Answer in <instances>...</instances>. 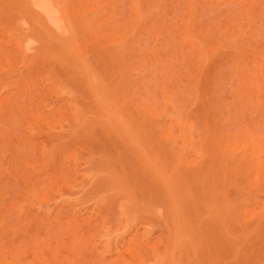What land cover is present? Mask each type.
Wrapping results in <instances>:
<instances>
[{
	"label": "rangeland",
	"instance_id": "1",
	"mask_svg": "<svg viewBox=\"0 0 264 264\" xmlns=\"http://www.w3.org/2000/svg\"><path fill=\"white\" fill-rule=\"evenodd\" d=\"M50 5L0 0V264H264V0Z\"/></svg>",
	"mask_w": 264,
	"mask_h": 264
},
{
	"label": "bare ground",
	"instance_id": "2",
	"mask_svg": "<svg viewBox=\"0 0 264 264\" xmlns=\"http://www.w3.org/2000/svg\"><path fill=\"white\" fill-rule=\"evenodd\" d=\"M25 2H26V5L35 13V15L36 16H39V18H43V20L45 21V24H47V23H51V22H53V20H55V18H56V11L55 12H53V11H51V10H49L51 7L50 6H52V5H50V4H52V0H24ZM92 4V3H91ZM138 4V3H137ZM50 5V6H49ZM139 5V4H138ZM49 6V7H48ZM90 6V5H89ZM20 7V6H19ZM134 7V6H133ZM138 7V6H137ZM90 8H92V7H90ZM135 8H136V5H135ZM98 9V8H97ZM138 9V8H137ZM55 10V9H54ZM96 10V9H95ZM90 11V10H89ZM93 13L94 12H96V11H93V10H91ZM61 12H63V11H61ZM65 12V11H64ZM84 14V13H83ZM96 14V13H95ZM94 15V14H93ZM140 16V15H139ZM90 17V16H89ZM95 18V17H94ZM57 19V18H56ZM59 19V18H58ZM61 19V18H60ZM66 20V19H65ZM60 21V20H59ZM93 22V21H92ZM101 22V21H100ZM90 23V22H89ZM189 23V22H188ZM57 24V23H56ZM92 24V23H91ZM99 25L101 24V23H98ZM195 25V24H194ZM60 26V25H59ZM62 26V25H61ZM92 26V25H91ZM96 26H97V24H96ZM193 26V25H192ZM189 30V29H188ZM194 31V30H193ZM189 32V31H188ZM187 32V33H188ZM64 33V32H63ZM191 35V34H190ZM61 37V36H60ZM189 38V37H188ZM187 38V39H188ZM73 41V40H72ZM200 42V41H199ZM201 43V42H200ZM74 45H75V43H74ZM73 45V46H74ZM78 46V45H77ZM112 46V45H111ZM71 47V46H70ZM73 48V47H72ZM79 49H80V47H79ZM78 51V50H77ZM81 51V50H80ZM73 52V51H72ZM75 52V51H74ZM82 53V52H81ZM79 55V54H78ZM75 57V56H74ZM261 64V63H260ZM90 65V64H89ZM83 66V65H82ZM85 66V65H84ZM261 67H262V65H261ZM77 68V67H76ZM86 69V68H85ZM91 74V73H90ZM85 75V74H84ZM259 75V74H258ZM90 79V78H89ZM96 80H97V78H96ZM85 81V80H84ZM87 81H88V79H87ZM86 82V81H85ZM90 82V81H89ZM89 82H86V87L87 86H90V85H92L93 86V84H89ZM95 83H97V82H95ZM91 87V86H90ZM85 88V87H84ZM94 88V87H93ZM170 92H173V91H170ZM252 93V92H251ZM171 95V94H170ZM169 95V96H170ZM251 95V94H250ZM215 97V96H214ZM98 99V98H97ZM96 99V100H97ZM3 101V100H2ZM1 102V101H0ZM103 103V102H102ZM2 104V103H1ZM3 105V104H2ZM108 106V105H107ZM101 108V107H100ZM107 109V108H106ZM79 110V109H78ZM78 110H76V111H78ZM144 110V109H143ZM116 111H118V110H116ZM115 111V112H116ZM145 111V110H144ZM119 112V111H118ZM106 113V112H105ZM121 113V112H120ZM119 113V114H120ZM77 114V113H76ZM116 114H117V112H116ZM112 115V114H111ZM118 115V114H117ZM117 115H115V116H117ZM114 117V116H113ZM121 120V119H120ZM37 123V122H36ZM261 123V122H260ZM122 125H124V124H122ZM168 135H165V138H167L168 139ZM171 139V138H170ZM230 140V139H229ZM227 141V140H226ZM220 142V141H219ZM223 144H225V142L223 143ZM222 147V146H221ZM250 148V147H249ZM232 149H234V147L232 148ZM245 149H246V147H245ZM221 150V149H220ZM219 151V150H218ZM234 152H236V151H234ZM218 153V152H217ZM215 154V153H214ZM251 155V154H250ZM247 156V155H246ZM181 157V156H180ZM250 158V157H249ZM251 160H252V162H253V159H254V157H252L251 156ZM221 159V158H220ZM219 159V160H220ZM216 161V160H215ZM236 161V160H235ZM241 161V160H240ZM186 162V161H185ZM251 162V165H252V167L254 168V163H252ZM217 163H218V161H217ZM154 164V163H153ZM190 165V164H189ZM155 166V165H154ZM217 168V167H216ZM157 170V169H156ZM156 172V171H155ZM158 175V174H157ZM126 244V241L124 242V244H123V246H122V251H123V253L125 252V245ZM154 253H155V257L157 258H159V259H161V258H164V251H160L159 252V250L158 251H156L155 249H154ZM132 264V263H135V262H129V264ZM136 264V263H135Z\"/></svg>",
	"mask_w": 264,
	"mask_h": 264
}]
</instances>
